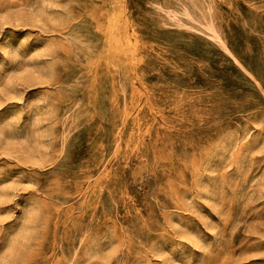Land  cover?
Here are the masks:
<instances>
[{"label":"rangeland","instance_id":"374dc122","mask_svg":"<svg viewBox=\"0 0 264 264\" xmlns=\"http://www.w3.org/2000/svg\"><path fill=\"white\" fill-rule=\"evenodd\" d=\"M0 264H264V0H0Z\"/></svg>","mask_w":264,"mask_h":264}]
</instances>
